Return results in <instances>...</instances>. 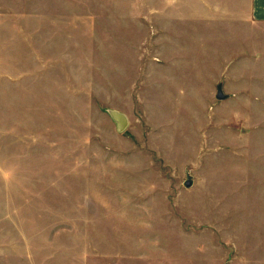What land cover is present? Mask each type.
<instances>
[{
    "label": "rangeland",
    "instance_id": "1",
    "mask_svg": "<svg viewBox=\"0 0 264 264\" xmlns=\"http://www.w3.org/2000/svg\"><path fill=\"white\" fill-rule=\"evenodd\" d=\"M251 17L250 0H0V264H264Z\"/></svg>",
    "mask_w": 264,
    "mask_h": 264
},
{
    "label": "water",
    "instance_id": "2",
    "mask_svg": "<svg viewBox=\"0 0 264 264\" xmlns=\"http://www.w3.org/2000/svg\"><path fill=\"white\" fill-rule=\"evenodd\" d=\"M216 98L219 100H222L225 98V95L221 92L220 89L217 90ZM110 116L116 123V130L118 132H122L127 126L126 116L123 113L118 112V111H111ZM183 185L184 187H190L192 185V180L187 178V180L184 181Z\"/></svg>",
    "mask_w": 264,
    "mask_h": 264
},
{
    "label": "crops",
    "instance_id": "3",
    "mask_svg": "<svg viewBox=\"0 0 264 264\" xmlns=\"http://www.w3.org/2000/svg\"><path fill=\"white\" fill-rule=\"evenodd\" d=\"M250 15L258 25L264 24V0H250Z\"/></svg>",
    "mask_w": 264,
    "mask_h": 264
}]
</instances>
